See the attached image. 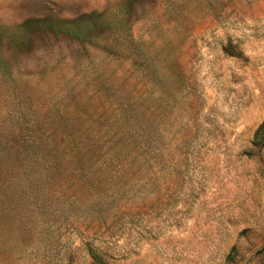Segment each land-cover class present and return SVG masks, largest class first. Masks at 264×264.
I'll return each mask as SVG.
<instances>
[{
    "label": "rangeland",
    "instance_id": "rangeland-1",
    "mask_svg": "<svg viewBox=\"0 0 264 264\" xmlns=\"http://www.w3.org/2000/svg\"><path fill=\"white\" fill-rule=\"evenodd\" d=\"M0 264H264V0H0Z\"/></svg>",
    "mask_w": 264,
    "mask_h": 264
},
{
    "label": "trees",
    "instance_id": "trees-1",
    "mask_svg": "<svg viewBox=\"0 0 264 264\" xmlns=\"http://www.w3.org/2000/svg\"><path fill=\"white\" fill-rule=\"evenodd\" d=\"M66 26V25H65ZM63 32H65V33H68V32H71V31H69L68 29H64V28H62L61 29ZM80 160H82L81 162L82 163H89L90 162V158L89 157H87V156H81V158H80ZM94 166H93V164H90L89 166H88V168H87V170L89 171L90 169H92ZM86 170V171H87ZM91 252V254H92V256H93V260H95V261H98V260H100V256H99V253L96 251V250H92V251H90Z\"/></svg>",
    "mask_w": 264,
    "mask_h": 264
}]
</instances>
